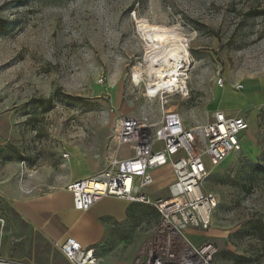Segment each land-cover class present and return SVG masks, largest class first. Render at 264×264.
<instances>
[{
	"label": "rangeland",
	"instance_id": "obj_1",
	"mask_svg": "<svg viewBox=\"0 0 264 264\" xmlns=\"http://www.w3.org/2000/svg\"><path fill=\"white\" fill-rule=\"evenodd\" d=\"M262 10L264 0H0V181L36 171L63 176L71 172L68 162L87 171L91 159L98 161L91 157L93 130L147 107L156 118L159 107L146 101L144 81L134 86L132 79L134 69L146 67L136 20L176 26L188 40L192 67L188 96L168 97L165 109L178 113L186 128L224 107L249 125L240 153L215 167L204 160L203 189L217 202L205 231H227L246 264H264V244L252 229L264 225V105L242 93L248 81L264 80V16L251 15ZM166 171L153 176L163 183ZM152 190L153 200L168 198L162 184ZM7 207L0 190V240ZM144 207L149 212L140 208L130 222L137 231L125 228L112 241L121 253L133 232L144 240L157 223L154 208Z\"/></svg>",
	"mask_w": 264,
	"mask_h": 264
},
{
	"label": "built area",
	"instance_id": "obj_2",
	"mask_svg": "<svg viewBox=\"0 0 264 264\" xmlns=\"http://www.w3.org/2000/svg\"><path fill=\"white\" fill-rule=\"evenodd\" d=\"M189 72L190 69L185 71ZM134 82L138 86L141 80ZM217 84L222 87V79ZM241 88L235 85L236 90ZM144 92L148 103H157L158 115L153 118L147 107L138 116H117L112 120L103 169L66 187L73 207L87 211L104 198L152 206L159 222L137 251L134 264H216V246L211 242L194 245L185 230L208 229L217 202L203 189L209 173L204 160L215 167L231 154L240 153V135L248 129V122L239 115L229 117L215 111L210 121L186 128L180 115L165 106L168 97H187V85L178 89L159 86L152 91L144 86ZM124 147H129L131 155L123 154ZM62 157L67 158V154ZM165 166L173 175L170 196L152 200L146 193L153 185L151 172ZM59 250L68 264H97L94 251L82 248L73 239H67ZM0 264L32 263L0 257Z\"/></svg>",
	"mask_w": 264,
	"mask_h": 264
},
{
	"label": "crops",
	"instance_id": "obj_3",
	"mask_svg": "<svg viewBox=\"0 0 264 264\" xmlns=\"http://www.w3.org/2000/svg\"><path fill=\"white\" fill-rule=\"evenodd\" d=\"M242 93L244 100H248L254 105H264V80L248 81L243 87ZM217 111L223 112L229 117L237 116L227 112L225 107ZM110 124L108 129L107 127L98 128L88 136L91 141V157H98V161L91 159V165L87 167V171L79 173L74 169L75 162H68L66 167L71 172H66L63 176L36 171L24 178L15 176L12 179L0 181V190L8 204L7 212L4 211L6 229L0 240L1 256L36 264H68L59 247L67 239H73L82 248L94 251L97 264H134L137 251L157 226L159 215L157 223L146 232L144 240H141V236L137 232H133L128 249L121 253L119 244L112 246V241L125 228L137 231V228L134 230L133 224L130 222L138 218L137 213L140 208L149 212L148 207L123 200L104 198L87 211H77L73 207L71 193L66 190L70 183L92 177L103 169L104 155L109 144ZM69 152L75 154V147L69 148ZM66 154L68 157L69 153ZM123 154L131 155L129 147H124ZM162 168H167L165 172L167 181H163V183L153 176L154 171L158 169L151 172L153 185L147 189L146 193L152 200L153 195L156 194V191L152 190L155 184H162L163 188L168 190V198L170 196L169 187L173 182L172 171L169 166ZM185 235L194 245H201L205 242L216 244L218 247L216 264H233V262L246 264L245 261L236 263L235 260L225 255L231 253L241 256L232 251L227 231H222L217 227H211L205 232L187 228ZM221 257H225V259H221ZM228 260L233 262H228Z\"/></svg>",
	"mask_w": 264,
	"mask_h": 264
},
{
	"label": "bare ground",
	"instance_id": "obj_4",
	"mask_svg": "<svg viewBox=\"0 0 264 264\" xmlns=\"http://www.w3.org/2000/svg\"><path fill=\"white\" fill-rule=\"evenodd\" d=\"M136 25L145 44L146 67L134 69V79L143 80L149 91L159 86L186 87L189 74L185 71L192 67L188 40L176 26L154 25L145 20H136Z\"/></svg>",
	"mask_w": 264,
	"mask_h": 264
},
{
	"label": "trees",
	"instance_id": "obj_5",
	"mask_svg": "<svg viewBox=\"0 0 264 264\" xmlns=\"http://www.w3.org/2000/svg\"><path fill=\"white\" fill-rule=\"evenodd\" d=\"M251 15L264 16V10L259 11L258 13H251ZM0 25H2V23H0ZM18 159L19 160H22V158L19 157V156H18ZM252 229L255 230V231H257V236L259 237V240L264 244V225L262 223H257V224H255V225L252 226ZM225 255L228 258H231V259L235 260L236 263H244V261H245V259L243 257L237 256V255H233L231 253H226Z\"/></svg>",
	"mask_w": 264,
	"mask_h": 264
}]
</instances>
